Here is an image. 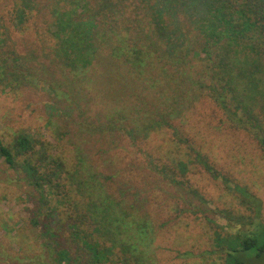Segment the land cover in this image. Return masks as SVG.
I'll return each instance as SVG.
<instances>
[{"label": "trees", "instance_id": "1", "mask_svg": "<svg viewBox=\"0 0 264 264\" xmlns=\"http://www.w3.org/2000/svg\"><path fill=\"white\" fill-rule=\"evenodd\" d=\"M182 1L180 11L174 8L178 0H145L137 10L133 0H63L52 7L50 27L36 35L50 43L61 69L99 73L93 84L108 100L109 113L106 121L97 118L87 126L104 141L117 139L86 153L75 141L61 139L58 146L25 131L11 140L0 137V182L25 187L22 196L35 207L28 221L36 236L26 247L18 241L14 254L0 253V264H147L144 250L126 235L134 225L129 212L134 204H127L131 187L118 196L112 188L119 173L109 174L110 168L101 165L106 154L121 147L116 141L137 148L146 160V171L142 169L147 177L156 178L148 185L162 182L172 188L186 211L202 215L216 228L224 227L218 224L224 219L238 233L255 224L262 230L261 200L226 177L185 136L184 126L203 95L232 129L246 133L264 152V0ZM33 11L22 4L15 9L14 25L20 32L28 23L36 25ZM27 50L23 54L9 34L0 33L3 93L36 85L38 74L29 58L36 56ZM55 96L62 102L63 97ZM63 106L59 116L74 124L73 102ZM165 132L170 145L151 152V136ZM167 154L177 156L162 162ZM196 168L226 186L250 214L212 208L190 185L188 175ZM127 178L128 183L134 180ZM215 233L216 241L224 239ZM259 242L257 236L244 238L241 250L256 249L262 255L264 243Z\"/></svg>", "mask_w": 264, "mask_h": 264}, {"label": "rangeland", "instance_id": "2", "mask_svg": "<svg viewBox=\"0 0 264 264\" xmlns=\"http://www.w3.org/2000/svg\"><path fill=\"white\" fill-rule=\"evenodd\" d=\"M62 1L0 0V33L9 34L23 54L28 49L27 52L36 56L29 58L33 61L32 70L35 68L38 74L34 86H21L9 93L0 91V137L11 140L14 133L25 131L51 144L57 142L59 146L60 140L64 139L63 142L69 144L75 141L86 153L97 152L104 142L111 143L117 139L107 138L104 141L94 127L87 126V123L95 122L97 118L106 121L105 114L109 113L106 109L108 100L97 93L98 89L93 84L99 73L91 71L75 74L65 68L61 69L53 60L50 43L36 35L37 30L47 31L51 25L49 16L52 14V7ZM133 1L137 4L133 9L137 10L139 5L140 8L143 7L142 2L145 0ZM180 2L183 1L175 3V11L184 9ZM21 4L33 9L37 17L36 25L28 23L22 32L14 25V11ZM144 7L146 10V3ZM174 8H171L172 12ZM56 94L63 97L62 102H57L59 99ZM128 96H124V99ZM72 102L75 107L72 116L74 124L67 125L69 119L66 121L59 113L65 107L63 104ZM100 111L103 114L99 117ZM82 122L86 126L79 125ZM184 133L226 177L246 187L261 200L264 221V152L251 137L232 129L221 110L203 95L187 113ZM169 139L168 132L152 135L149 141L150 151L158 146L170 145ZM116 142L124 149L119 147L111 154H106L100 160L101 165L110 168L109 174L119 173L112 188L118 196L122 188L125 191L128 188L126 186L131 187L127 193V204H134V209L129 210L132 212L134 225L126 229V235H131L139 248L144 250L147 264H233L238 261L243 264H264V253L258 255L256 249L243 251L240 246L244 238L254 236L259 237L260 245L264 243V226L262 230H258L260 226L255 224L248 230L242 228L238 233L224 219L218 223L223 228L210 225L202 215L186 211L187 205L177 198L172 188L166 187L162 182L148 185L147 182H154L156 178L147 177L149 174L145 172L146 160L143 155L137 148H130L127 142ZM149 148L147 144L146 149ZM166 156L169 158L160 160L170 161L177 154ZM2 170L0 168V172ZM127 176L134 180L126 182L129 181ZM188 179L190 185L198 189L205 200L210 201L212 208L234 214H250L240 207L226 186L214 181L202 169H194ZM24 190L22 184L9 186L6 182H0V253L6 250L14 254L13 250L17 252V246L20 245L18 241H23L22 244L26 247L36 237L28 221L34 215L35 207L27 195L22 196ZM210 214L211 216L207 215L214 222V214ZM216 231L223 235L222 241H216ZM21 234L27 238L21 237Z\"/></svg>", "mask_w": 264, "mask_h": 264}]
</instances>
